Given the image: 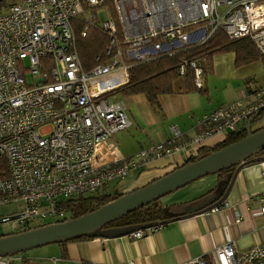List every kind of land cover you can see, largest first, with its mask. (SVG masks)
Wrapping results in <instances>:
<instances>
[{
    "label": "built area",
    "instance_id": "2783aa9c",
    "mask_svg": "<svg viewBox=\"0 0 264 264\" xmlns=\"http://www.w3.org/2000/svg\"><path fill=\"white\" fill-rule=\"evenodd\" d=\"M99 8L109 11L105 21L98 19ZM75 22L81 25L82 37L90 29L108 37L106 61L83 68ZM217 30L230 40L249 39L264 59V0H16L9 4L0 13V206L16 202L22 208L16 215L0 217L1 223H8L5 233L30 230L46 220L57 222L65 217L57 202L96 193L147 159L185 151L214 133L245 130L264 109L260 81L240 100L198 118L201 132L186 144L175 143L181 136L176 125L169 126L166 143L126 160L107 144L130 126L123 100L114 97L128 84L129 69L201 45ZM188 68L200 87L201 67L195 60L183 59L179 75ZM27 74L32 84L27 83ZM190 157L196 153H189ZM258 209L264 218V193ZM143 234L137 230L128 236L136 239ZM210 257L211 264H264V240L244 253L230 241L213 249ZM17 260L15 255L1 256L0 264ZM57 262L50 258L42 264ZM185 264L210 263L199 257Z\"/></svg>",
    "mask_w": 264,
    "mask_h": 264
},
{
    "label": "crops",
    "instance_id": "0c3cea01",
    "mask_svg": "<svg viewBox=\"0 0 264 264\" xmlns=\"http://www.w3.org/2000/svg\"><path fill=\"white\" fill-rule=\"evenodd\" d=\"M210 74L200 77L204 93L188 89L183 79H176L172 92L157 96L158 109H154L143 94H138L143 95L147 104L153 109V112L148 113H153L151 114L153 116L138 118L137 115H133L135 113L128 114L130 126L113 135L107 142L108 146L121 160H126L140 150L166 143L170 139L171 125H176L181 132L175 143L186 144L201 132L200 128L196 127L198 118L219 105L235 101V98L224 99L210 93L207 85ZM260 82H264V78ZM247 83L244 87L239 86L237 90L238 94L239 89L241 90V98L252 87V85L247 86ZM253 120L249 126L250 130L264 127V116ZM152 126L155 127L151 133L143 132L144 128L147 130ZM227 134L228 132L214 133L204 137L199 144L186 146L185 151L180 149L168 156L147 159L143 166L129 170L133 172L131 178L134 180L124 191L118 193L116 190L114 193H108L106 190L110 183L108 181L99 192H96L98 194L94 195L116 197L142 187L187 163L189 153L195 152L198 156L207 149L215 148ZM127 173L125 175H128ZM230 175L229 173L210 174L161 198V205L169 208L168 212L165 211L163 214L169 215L167 218L179 217L158 227L143 230L144 234L139 238L132 239L125 235L113 238L78 239L62 245L56 244L60 254L57 263L185 264L204 257L211 264V251L230 241L234 243L238 252H247L264 240V218L258 209L259 198L264 193V165L261 162H253L241 167L232 181L226 200L214 208L204 210L203 208L212 200L222 195L231 179ZM192 209L199 211L190 214Z\"/></svg>",
    "mask_w": 264,
    "mask_h": 264
},
{
    "label": "trees",
    "instance_id": "16d2710c",
    "mask_svg": "<svg viewBox=\"0 0 264 264\" xmlns=\"http://www.w3.org/2000/svg\"><path fill=\"white\" fill-rule=\"evenodd\" d=\"M1 3V2H0ZM110 10L113 12L112 5L109 1H106ZM2 7L0 6V9ZM81 25L78 22L74 23L75 28V41L76 48L80 58V62L85 70L90 69L97 62L106 61V49L108 46V37L95 29H90L86 36H80V28ZM219 48H230L235 53L234 66L235 67H243L244 65H248L251 63H255L261 61L264 65V59L259 51L255 48L253 43L247 39H239V40H230L226 37V35L220 31H215L209 39L201 45L187 48L183 50L176 51L170 55H160L155 57L152 60L138 63L132 66L129 69V82L125 86L116 90V93L122 92L125 94L138 95L143 94L148 101V103L154 108H159V102L157 96L164 93L172 92L173 83L176 79H183L184 84L188 89L195 90L201 93H204L203 85L201 83L200 87H197L195 84L194 73L191 69H186L183 76L179 75V65L183 59L200 61L203 58L208 59L209 54L213 51L218 50ZM99 58L96 61V58ZM201 78L202 75L206 76L209 73V70L201 68ZM212 71V70H211ZM264 116V109L258 113V115L254 118V120ZM253 120V121H254ZM252 124V122H251ZM255 131V130H253ZM245 130H238L233 133H228L225 139L215 148L211 150H205L203 154L196 155V157H190L188 162L195 161L202 156L209 154L212 151L218 150L224 146H227L243 136H245ZM264 155L263 153H261ZM260 154V155H261ZM247 165V164H246ZM234 172V168L221 171L217 174H225L229 173L232 176ZM107 184V183H106ZM104 184L103 187L106 185ZM102 187V188H103ZM99 192V191H98ZM91 194H81L71 198H68L63 201L57 202V210H62L65 213V217L56 220L63 221L68 218H75L77 216L92 212L97 209L99 206L106 204L107 202L117 198L115 196L109 195H94ZM160 200H156L145 207L137 209L127 215L121 217L115 222L110 223L106 227L113 228H124L127 226L133 225H141L151 222L157 221H166L172 219L174 217H169V215H164L163 213L168 212V207H163L160 203ZM36 225V226H35ZM34 227H40L45 225L44 223L35 224ZM30 228V229H32ZM19 232V231H18ZM14 232V233H18ZM13 234V233H10ZM3 235H7L6 233ZM2 234L0 236H3ZM80 239H86L85 237ZM88 239V238H87ZM78 240V239H77ZM75 241V240H74ZM64 243H61V245ZM28 252V251H26ZM26 252L15 254V256L19 257L21 263L26 264L29 262L26 259ZM42 264V263H41Z\"/></svg>",
    "mask_w": 264,
    "mask_h": 264
},
{
    "label": "water",
    "instance_id": "95a60500",
    "mask_svg": "<svg viewBox=\"0 0 264 264\" xmlns=\"http://www.w3.org/2000/svg\"><path fill=\"white\" fill-rule=\"evenodd\" d=\"M252 120L248 122L245 128V136L239 140L212 151L195 161L185 163L146 185L99 206L92 212L30 230L0 236V257L15 255L47 245L61 244L83 237L88 239L113 238L125 236L137 230L158 227L178 217L124 228H109L106 226L201 177L234 168L231 179L222 195L212 200L203 209L208 210L222 204L228 196L232 181L238 170L249 163L264 162V156L260 155L264 151V127L255 131L250 130L248 126ZM197 211L199 210L192 209L189 213L194 214Z\"/></svg>",
    "mask_w": 264,
    "mask_h": 264
},
{
    "label": "rangeland",
    "instance_id": "374dc122",
    "mask_svg": "<svg viewBox=\"0 0 264 264\" xmlns=\"http://www.w3.org/2000/svg\"><path fill=\"white\" fill-rule=\"evenodd\" d=\"M16 0H2L0 6V13L4 12L6 7L15 2ZM109 11H105L101 8L98 9V19L99 21H105L107 19ZM235 53L230 48H219L216 51H213L209 54L208 59H202L197 62V65L203 69H208L210 75H208L207 85L210 89V93L216 96H221L224 99L235 98V101L241 99V90L239 89V94L237 90L239 86L244 87V85H253L254 82L264 78V65L261 61L244 65L245 67H235L234 66ZM212 70V71H211ZM262 79H261V78ZM26 80L28 84H32L31 77L27 74ZM264 83V82H262ZM175 84V83H174ZM178 84V82H177ZM115 98L123 100L126 106V116L130 113L137 117H152L153 109L147 104L143 95H129L122 92L114 94ZM155 126L150 127L149 129L143 130L146 133H151ZM158 128V126H157ZM122 132V131H121ZM118 133V132H117ZM116 134V133H115ZM114 134V135H115ZM128 175L121 177H115L110 180L109 187L106 189L109 193H114L116 190L118 193L124 191L130 185L134 178H131L133 172H128ZM130 182V183H129ZM98 194V193H95ZM22 208L21 203H9L2 204L0 206V217H11L16 215ZM44 224L52 223L50 221H44ZM6 225L8 223H0V235L5 234ZM36 226V225H35ZM34 227V226H33ZM32 228V227H31ZM59 252L56 244L47 245L44 247L36 248L26 252V259L30 263H48L50 258H56L59 260ZM59 262V261H58ZM21 261L17 260L15 264H20ZM58 264V263H57ZM59 264H66L65 262Z\"/></svg>",
    "mask_w": 264,
    "mask_h": 264
}]
</instances>
